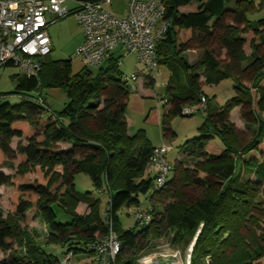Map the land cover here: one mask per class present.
<instances>
[{
    "label": "trees",
    "instance_id": "16d2710c",
    "mask_svg": "<svg viewBox=\"0 0 264 264\" xmlns=\"http://www.w3.org/2000/svg\"><path fill=\"white\" fill-rule=\"evenodd\" d=\"M161 2L169 25L157 41L156 56L170 72L162 96L166 108L161 118L152 108L146 118L157 119L163 138L177 136L171 121L182 116L185 105L198 103L202 95L209 103L203 85L218 84L228 76L236 83L237 94L209 112L200 136L187 141L184 152L196 158L193 167L179 161L167 184L154 189L155 177L148 166L156 147L144 128L128 132L131 90L113 54L106 66L96 71L84 66L76 75H72L71 59L46 56L37 74L16 76L14 93L23 99L0 104V162L14 170L11 174L0 170V185L17 188L6 217L0 207V252L10 251L0 264H62V259L38 244V233L27 226L31 209L48 227L45 245L58 244L74 256L88 254L93 259L87 264H102L88 245L111 231L121 242L115 264H139L141 253L171 232V246H187L198 233L191 264H208L206 258L209 264H260L264 255V200H260L264 195V18L254 23L248 19L253 7L249 0H236L233 7L227 6L228 0ZM247 45L252 55L244 64ZM192 49L203 51L194 63L186 54ZM42 87L64 89L68 95L64 108L50 110ZM236 106L241 107L246 124L256 125L248 141L242 140L231 120ZM24 133L26 144L13 148L12 139ZM17 158L21 163L14 168ZM34 172L38 177L31 179ZM79 173L88 174L95 187L109 196L104 218L101 200L90 191H77ZM189 185L205 189L193 198L186 192ZM148 193L150 205L145 207L139 195ZM164 198L170 200L162 203L163 208L152 204ZM79 203L86 204L87 214L77 213ZM54 205L71 221L59 222ZM125 206L131 208V216L134 206L149 210L150 224L141 225L133 218L139 230L122 227L119 212ZM16 245L23 247L22 253L14 250Z\"/></svg>",
    "mask_w": 264,
    "mask_h": 264
},
{
    "label": "rangeland",
    "instance_id": "374dc122",
    "mask_svg": "<svg viewBox=\"0 0 264 264\" xmlns=\"http://www.w3.org/2000/svg\"><path fill=\"white\" fill-rule=\"evenodd\" d=\"M160 1V0H156ZM236 0H228L227 6L233 7L235 5ZM252 2L253 7L248 12V19L253 23L259 19L264 18V2L263 0H249ZM129 0H112L111 3L106 4V8L112 11L115 15L123 17L127 13ZM71 7L74 6L72 1H68ZM52 32L50 31V36L53 39V49L50 53L51 57L55 60L59 59H71L72 61V75H76L83 71L84 64L76 53L73 52H63L61 46L71 40L72 38H76L77 35L82 33V27L77 22L74 14H70L67 17H64L54 23ZM251 35H247L249 38ZM200 49H192L187 51V56L190 62H195L199 59L197 53ZM246 58L244 64H247L251 60L252 49L247 45L245 47ZM119 68L123 72L122 80L126 76L131 77L132 74L136 73L138 75V81L134 83L130 82L129 84L133 87L136 86L137 89L133 90L132 88L130 96H129V104L126 109V116L131 122L130 130L134 133L140 128H144L148 137L151 139L153 145L157 148L161 146L163 143L172 147V150L167 152L168 161L174 165L178 163L177 157L179 154H184L185 149L187 148V141L193 138L199 137L201 134L200 127L203 123L206 122L207 115L209 112H213L220 107L225 106L236 94L237 91L235 89V81L232 77L228 76L223 79L218 84H205L203 86V90L209 97H206L205 103L206 106L209 107L208 112L199 111L191 116L178 115L172 118L171 127L173 131L176 132L177 136L174 139L168 140L164 139L162 136L161 125L159 122L147 120V115L150 112L151 108L155 110V112H159L160 118L164 112L165 99H163V95L165 94V84L166 80L169 77V71L165 66L159 65V75L157 77V84L154 87L151 86L150 78L144 77V73L142 72L143 64L140 63L134 53H128L123 57V62L121 59V64ZM95 71L97 69H94ZM21 74L20 69L15 65H4L0 67V104L4 102L10 103H18L23 99V95L14 93L16 86V76ZM203 79V77H201ZM144 81V82H143ZM146 88V96L141 97L140 93H144L141 91V84ZM151 83V84H150ZM248 84L250 82H247ZM248 87V86H247ZM130 88V87H129ZM249 88V87H248ZM246 88L247 90H249ZM144 93V94H146ZM33 95H37L36 91L32 92ZM41 95L47 100V104L52 111H59L64 108L65 104L68 102V95L64 89L60 87H42ZM137 95V96H136ZM139 96V102L132 100V97ZM200 102V101H199ZM198 103L193 104L191 106H196ZM190 105V104H189ZM185 105V106H189ZM231 120L235 123L236 130L238 135L242 138L243 141L250 140L255 134L256 125L246 124L245 120L241 115V107L236 106L233 108L231 112ZM27 135L24 133L21 137H15L12 139L11 146L16 148L18 144H26ZM220 143V142H218ZM63 147L69 146V143L61 142ZM195 157H190L189 153H185L181 158V161L185 165V167L192 168L195 163ZM21 159L17 158L13 161L14 168L17 167L21 161ZM0 170L5 172L6 174L13 173V168L10 167H2L0 162ZM173 173L171 174V177ZM31 179L38 177L37 173L34 172L30 175ZM75 185L77 191L81 193H86L87 191L92 192V195L101 200V211L102 216L104 218V210L109 201V196L106 194L105 190H98L90 176L86 173H79L75 178ZM205 187L204 185H189L186 187V192L193 198L199 197L202 195ZM17 193V188L14 185L2 184L0 185V194L1 201L0 207L3 212V217H6L9 211L12 209L13 201L15 200L14 194ZM262 196V197H261ZM260 196V200H264V195ZM141 200V204L145 207H149L150 205V194H141L139 195ZM170 199L164 198L162 201H157L156 199L152 201V204H155L157 208H163L162 203H167ZM54 209L57 214V220L59 222L68 223L71 221V216L63 211L60 207L54 205ZM131 208L125 206L120 212V221L122 227L128 229L133 228L134 230H139L141 226H137L133 217L130 215ZM76 211L78 214H87L89 209L87 208L85 203H79L76 205ZM36 210L31 209L29 211V218L27 219V226L32 230H36L39 237L37 238V242L39 245H44V250L47 253H51L60 259H63L65 254V249H63L58 244H48V227L43 222V220L36 215ZM264 225V223H263ZM173 233L171 232L168 236V233L163 235L158 240H154L153 243L156 244L152 249L148 248L141 253L138 257V263L142 264L145 259L156 261V264H165L169 262H175L180 259V263L187 264L188 257L191 253L190 247L193 246V242L195 238L198 237V233L193 238L192 241L189 242L187 246H171L170 237ZM264 245V244H263ZM194 248V247H193ZM14 250L18 253H22L23 247L16 245ZM179 251V254L175 256L174 252ZM10 251H2L0 252V259L8 256ZM193 252V250H192ZM191 257V256H190ZM92 256L79 253L75 255L67 264H87L92 261ZM260 264H264V255L260 260Z\"/></svg>",
    "mask_w": 264,
    "mask_h": 264
},
{
    "label": "built area",
    "instance_id": "2783aa9c",
    "mask_svg": "<svg viewBox=\"0 0 264 264\" xmlns=\"http://www.w3.org/2000/svg\"><path fill=\"white\" fill-rule=\"evenodd\" d=\"M72 1L74 6H70ZM111 0L102 2L80 0H0V67L17 66L21 74L32 76L42 67L43 59L52 52V38L49 26L60 19L74 14L84 31V40L76 53L84 66L99 68L112 56L114 50L122 45L128 53H134L143 64L144 77L156 79L159 73L157 60V41L168 29L169 22L164 19V4L156 0H129L127 13L120 17L106 8ZM121 59L117 61V66ZM123 81H138V75L126 76ZM206 96L202 95L196 106H184L182 115L191 116L199 111L206 112ZM172 147L163 143L157 147L148 166L155 177L154 189H162L170 179L173 166L168 161L167 152ZM104 217L106 213H103ZM132 217L141 225H149L152 216L142 206L132 207ZM120 239L113 231L105 237L97 238L89 244L102 264H115L120 252ZM193 247V246H192ZM190 247V251L192 249ZM175 256L179 251L174 252ZM74 254L69 252L62 259L67 264ZM209 264L210 259L206 258ZM142 264H156L145 259ZM165 264H182L180 259ZM187 264H191L189 255Z\"/></svg>",
    "mask_w": 264,
    "mask_h": 264
},
{
    "label": "crops",
    "instance_id": "0c3cea01",
    "mask_svg": "<svg viewBox=\"0 0 264 264\" xmlns=\"http://www.w3.org/2000/svg\"><path fill=\"white\" fill-rule=\"evenodd\" d=\"M112 1V0H111ZM111 1L109 3H111ZM182 11H188L189 8H182L181 9ZM54 24V23H53ZM53 24H51L49 26V32L51 31L52 32V29H53ZM84 40V31L82 29V33H80L79 35L76 36V38H72L71 40H69L68 42L64 43L62 46H61V49L63 52H66V53H70V52H73V51H77L78 47L82 44ZM52 47H53V39H52ZM188 52H186L187 54ZM203 51L200 50L198 53H197V56L196 57H201ZM125 55H128V52L125 50V48L122 46V45H119L118 47H116V49L114 50L113 52V59L117 60V59H122V62H123V57H125ZM108 63L105 64V66L107 65ZM93 70L94 69H99V68H92ZM169 77H170V72H169ZM169 77L168 79L166 80V84H165V92H166V87H167V83H168V80H169ZM203 81V80H202ZM144 82V81H143ZM143 82H142V86H141V91H144V93H146V88L144 85H143ZM157 84V78L154 80V82L151 84L150 87H154L155 85ZM204 86V85H203ZM164 92V93H165ZM144 93H140L141 94V97H144V95L146 96L148 93L144 94ZM137 96V95H136ZM132 97V100L135 99V101L139 102V96L138 97ZM129 100H128V104H129ZM46 103H47V100H46ZM48 104V103H47ZM49 105V104H48ZM166 106L164 105V110H165ZM162 116V115H161ZM126 119H127V122H128V132L131 134L133 133L131 130H130V127H131V122L129 121L128 117L126 116ZM185 154V152H184ZM184 154H179L178 157H177V160L178 161H181V158L183 157ZM190 157H193L190 155Z\"/></svg>",
    "mask_w": 264,
    "mask_h": 264
},
{
    "label": "water",
    "instance_id": "95a60500",
    "mask_svg": "<svg viewBox=\"0 0 264 264\" xmlns=\"http://www.w3.org/2000/svg\"><path fill=\"white\" fill-rule=\"evenodd\" d=\"M196 239H197V238H195V240H194V242H193V247H194V245H195V243H196ZM193 247H192V249H191L190 256L192 255V250H193Z\"/></svg>",
    "mask_w": 264,
    "mask_h": 264
}]
</instances>
